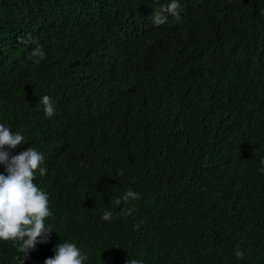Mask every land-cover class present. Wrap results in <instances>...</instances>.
Returning a JSON list of instances; mask_svg holds the SVG:
<instances>
[{
    "label": "trees",
    "instance_id": "16d2710c",
    "mask_svg": "<svg viewBox=\"0 0 264 264\" xmlns=\"http://www.w3.org/2000/svg\"><path fill=\"white\" fill-rule=\"evenodd\" d=\"M180 2L156 27L164 0H0V123L26 138L11 154L44 153L57 231L25 264L63 240L89 264H264V0ZM129 187L132 213L101 221Z\"/></svg>",
    "mask_w": 264,
    "mask_h": 264
},
{
    "label": "clouds",
    "instance_id": "9594fccd",
    "mask_svg": "<svg viewBox=\"0 0 264 264\" xmlns=\"http://www.w3.org/2000/svg\"><path fill=\"white\" fill-rule=\"evenodd\" d=\"M181 11L180 0H164L150 15L151 23L156 27L162 26L168 23L169 17L180 23ZM18 40L25 46L34 45L28 53V58L34 63H39L45 57L43 46L30 33ZM38 104L42 106L45 117L55 116L57 107L51 96H40ZM22 143L27 142L21 132H14L5 123H0V166L3 167L0 172V242L11 241L16 253L22 254H15L17 264H25L36 245L47 243L51 233L57 232L48 222L54 215L50 209L49 193L35 182L37 175L45 177L48 173L45 155L35 147L11 154ZM80 166L85 167L83 161H80ZM120 174H123L122 170ZM110 199L113 207L103 210L101 221L111 222L118 214L130 215L133 208L121 205L140 200L141 195L129 187L122 195ZM234 255L243 259L245 251L237 246ZM89 258V251L76 242L63 240L55 245L54 255L46 258L43 264H89ZM130 264L143 262L132 259Z\"/></svg>",
    "mask_w": 264,
    "mask_h": 264
}]
</instances>
